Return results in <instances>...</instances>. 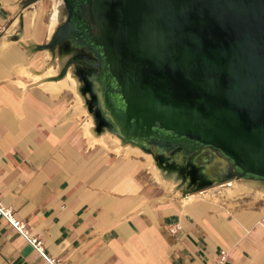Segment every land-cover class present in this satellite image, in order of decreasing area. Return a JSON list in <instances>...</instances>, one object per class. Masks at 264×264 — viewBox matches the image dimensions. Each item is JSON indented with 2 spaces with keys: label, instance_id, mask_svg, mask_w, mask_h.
<instances>
[{
  "label": "crops",
  "instance_id": "0c3cea01",
  "mask_svg": "<svg viewBox=\"0 0 264 264\" xmlns=\"http://www.w3.org/2000/svg\"><path fill=\"white\" fill-rule=\"evenodd\" d=\"M65 22L63 0H0L3 204L63 264H217L222 250L226 264H264L261 207L230 209L194 183L165 184L130 155L141 153L87 135L73 90L54 86L71 76L70 58L55 66L58 45L39 49ZM0 264L47 263L0 218Z\"/></svg>",
  "mask_w": 264,
  "mask_h": 264
},
{
  "label": "water",
  "instance_id": "95a60500",
  "mask_svg": "<svg viewBox=\"0 0 264 264\" xmlns=\"http://www.w3.org/2000/svg\"><path fill=\"white\" fill-rule=\"evenodd\" d=\"M66 2L39 49L69 39L94 53L91 97L111 134L146 153L182 148L175 160L208 184H264V0Z\"/></svg>",
  "mask_w": 264,
  "mask_h": 264
},
{
  "label": "rangeland",
  "instance_id": "374dc122",
  "mask_svg": "<svg viewBox=\"0 0 264 264\" xmlns=\"http://www.w3.org/2000/svg\"><path fill=\"white\" fill-rule=\"evenodd\" d=\"M57 55L58 54H56L55 57L51 60V62L54 63L55 66L61 64V67H62L63 64H66L70 58V57H66V56H64V57L62 56V58H60ZM60 61H61V63H60ZM70 69H71L70 71L72 72V70H74L75 67L72 66V68H70ZM71 72H69L71 75L70 77L73 76L72 78L76 81L77 86H78L77 92L79 93V86H80L79 81H80V79L77 77V74L75 72H72L75 76ZM73 92L76 95V92L75 91H73ZM79 95H80V99L76 96V103L78 104L77 107H79V104L81 103L80 108L82 110L80 109L81 110L80 114H82V116L83 115L86 116L84 118V119H86L85 120L86 123L90 124V126H93L92 129H94L95 133H96L95 124H94L95 123L94 115L89 112L88 105L86 108V106L84 104L85 103L84 98L81 96L80 93H79ZM78 100H80L81 102H79ZM102 135L107 136V138H108L107 143H108V146L111 147V149H113L115 147L114 144L116 142L114 141V139H117L122 146H124V147L125 146H131V147L137 148L141 152V154H134L133 153L130 155L141 156V160L146 161L147 163H148V161H150L148 159V157L150 156L153 159V161L158 165L157 169H160L161 172H162L164 167L172 168L173 170L176 171V173L178 175L177 178H175L176 179L175 181L178 184L181 183L180 187L186 188L187 186H192V183H194V185H193L194 191L195 190L196 191H202V192L205 191L204 193L209 195V196H212L213 200H215V201L219 200V202L221 203V206H223V207H228L230 209H244V208L261 207L264 210V198L258 197V196L264 197V195H262V194L260 195V193H259L260 191H264V186H261L262 184H256L257 186H255V190H253L249 193L248 192H236V188L239 187V183L244 182L243 180H240L238 178H234L233 182H231L230 184H228V183L220 184L217 182H214L212 184H208L206 181V178L204 176H198L201 168H196V169L193 168L192 169L191 167L188 166V161L190 159H188V158L183 159L182 164H178L177 161L174 162V160H175L174 155L177 154L179 152V150L174 151L170 155H164V154H160V153L156 152L154 150V148H151L150 150L152 153L148 154V153L144 152L142 149L138 148L137 146L124 143L117 136H115L109 132H104V133H102ZM172 157L174 160H172ZM188 168L190 170L192 169L191 171H193V173L195 175L194 177L198 178V180L201 182L200 183L198 181L200 183L199 185H198L197 181L195 182L193 180V178L190 174L186 175V171L190 172V170ZM150 171L153 172V170H151V169H150ZM202 182H205V183H202ZM245 183H255V182H245ZM231 185H233V186H231Z\"/></svg>",
  "mask_w": 264,
  "mask_h": 264
},
{
  "label": "flooded vegetation",
  "instance_id": "af4514ba",
  "mask_svg": "<svg viewBox=\"0 0 264 264\" xmlns=\"http://www.w3.org/2000/svg\"><path fill=\"white\" fill-rule=\"evenodd\" d=\"M63 2L65 6L66 22H67L70 12L68 10L66 0H63ZM58 48L61 56L64 57L67 55L68 57H70L69 64L75 67L74 71L77 74V77L82 82V91L84 95H86L87 97V104L91 113L96 117L95 119L97 120L98 123L97 124L98 129H106L105 123L102 121V118L100 117L99 114L97 100L91 97L92 78L95 74L99 72V69L95 66V63L98 62V59L94 56V53L88 50L85 46H76L69 39H66L65 41L60 43L58 45ZM177 150H179L180 152L182 148H179ZM174 159L172 157V160ZM191 170L190 172L192 173L193 180L195 182L196 181L198 182L199 181L198 178L194 177L195 175ZM199 182L198 185L201 183Z\"/></svg>",
  "mask_w": 264,
  "mask_h": 264
},
{
  "label": "bare ground",
  "instance_id": "6f19581e",
  "mask_svg": "<svg viewBox=\"0 0 264 264\" xmlns=\"http://www.w3.org/2000/svg\"><path fill=\"white\" fill-rule=\"evenodd\" d=\"M58 6V5H57ZM55 13H56V11H55ZM54 19V18H53ZM55 20V19H54ZM54 24H56V23H54ZM53 25V24H52ZM54 86H56V88L57 89H59V90H62L63 88H70L71 90H73V91H75L76 92V96L80 99V95H79V93L77 92V89H78V86H77V83H76V81L72 78V77H70V76H68L65 80H63V81H61V82H59V83H56ZM79 102H81L80 100H78ZM80 105H81V103L79 104V108H80ZM82 110V109H81ZM92 127L93 126H90V124L88 125V127H87V132H88V134L87 135H89L91 138H92V140H95V141H97V142H100V143H102V144H104V146H105V144H108L107 143V136L106 135H102V136H98V135H96L95 133H94V129H92ZM85 131V130H84ZM86 132V131H85ZM88 137V136H87ZM89 138V137H88ZM90 138V139H91ZM114 141L116 142L115 144H114V148L113 149H115V151L116 152H122V153H125V155H129L131 152H133V151H136V152H138V153H141L138 149H136V148H134V147H131V146H122L121 144H120V142L117 140V139H114ZM114 143V142H113ZM109 147V146H108ZM139 148V147H138ZM113 151V150H112ZM149 154V153H148ZM148 159L150 160L149 162H150V164H151V166L153 167V169L152 170H154V172H155V174H156V176H157V178H158V180H160L161 182H163V183H165L166 184V182L167 183H169L168 185H174L175 186V188L176 187H180L181 186V183H177L175 180V178H177V173H176V171L175 170H173L172 168H170V167H164L163 168V170H162V172L160 171V169H157L158 167V165L153 161V159L149 156L148 157ZM158 162V161H157ZM175 162V161H174ZM188 174H190L191 176H192V173H190V172H187L186 171V175H188ZM214 177V176H213ZM193 178V177H192ZM159 181V182H160ZM180 181V180H179ZM188 181V180H187ZM244 181V180H243ZM182 182V181H181ZM245 182H252V181H244V182H241V183H239V187L238 188H236V192H251V191H253V190H255V186H257L256 184H262L261 186H264V184L263 183H259V182H255V183H245ZM178 184V185H177ZM236 184V183H235ZM242 184V185H241ZM237 185V184H236ZM231 186H233V185H231ZM230 186V187H231ZM236 187V186H235ZM262 190V189H261ZM260 193V195L262 194V195H264V191H260L259 192ZM190 198H191V196L188 194V195H185V199H187L188 201L190 200ZM186 200V201H187ZM191 200H192V198H191Z\"/></svg>",
  "mask_w": 264,
  "mask_h": 264
},
{
  "label": "built area",
  "instance_id": "2783aa9c",
  "mask_svg": "<svg viewBox=\"0 0 264 264\" xmlns=\"http://www.w3.org/2000/svg\"><path fill=\"white\" fill-rule=\"evenodd\" d=\"M0 218L6 219L17 230V232L28 241V243L45 260L47 264H63V262L60 259L47 255L44 241L39 236L34 235L31 232L28 225L24 223L22 220H19L15 216V212L11 208L6 207L1 200H0ZM261 224L264 227V215L261 218ZM179 229L180 227H176V229H173L172 232L175 233ZM226 261H227V252L222 250L217 260V264H226Z\"/></svg>",
  "mask_w": 264,
  "mask_h": 264
}]
</instances>
